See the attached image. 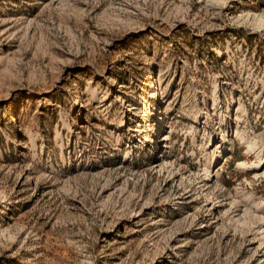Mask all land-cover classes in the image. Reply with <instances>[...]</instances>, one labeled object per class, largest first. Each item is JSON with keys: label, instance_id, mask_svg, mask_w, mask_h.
<instances>
[{"label": "rangeland", "instance_id": "374dc122", "mask_svg": "<svg viewBox=\"0 0 264 264\" xmlns=\"http://www.w3.org/2000/svg\"><path fill=\"white\" fill-rule=\"evenodd\" d=\"M0 264H264V0H0Z\"/></svg>", "mask_w": 264, "mask_h": 264}]
</instances>
